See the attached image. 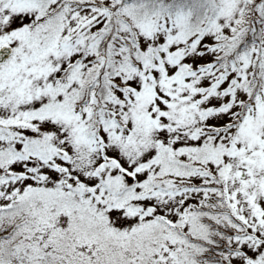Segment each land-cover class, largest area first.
<instances>
[{
  "label": "snow or ice",
  "instance_id": "6c2138e0",
  "mask_svg": "<svg viewBox=\"0 0 264 264\" xmlns=\"http://www.w3.org/2000/svg\"><path fill=\"white\" fill-rule=\"evenodd\" d=\"M0 264H264V0H0Z\"/></svg>",
  "mask_w": 264,
  "mask_h": 264
}]
</instances>
